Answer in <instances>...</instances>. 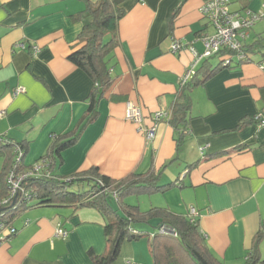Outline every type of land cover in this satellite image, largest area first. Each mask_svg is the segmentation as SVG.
<instances>
[{
    "label": "crops",
    "instance_id": "obj_1",
    "mask_svg": "<svg viewBox=\"0 0 264 264\" xmlns=\"http://www.w3.org/2000/svg\"><path fill=\"white\" fill-rule=\"evenodd\" d=\"M206 1L124 3L109 61L113 83L98 100L96 118L61 152L57 172L68 177L94 166L119 180L153 169L160 183L177 180L179 186L164 192L163 207L185 215L194 208L211 253L223 264H245L259 230L263 236L257 247L264 256V126H238L256 113L264 117V47L250 53V62L224 67L188 91L189 126L179 147L166 117L158 120L150 140L125 118L128 101L140 106L145 126L153 123L155 112L170 111L180 79L193 62L189 49L172 53L170 45L176 40L202 51L198 38L210 32L200 13ZM263 4L230 0L232 10L253 14L264 15ZM84 9L83 0H0V136L26 141L25 166L38 163L51 136L72 130L88 108L92 82L68 59L82 45L83 23L89 20ZM263 23H256L260 30ZM255 26L247 44L262 36ZM32 45L39 47L37 54ZM17 87L24 91L14 94ZM110 193L108 204L116 208ZM13 225L17 232L0 246V264H90L89 249L97 254L108 249L104 218L92 207L36 206L15 217ZM58 226L67 236L55 235ZM134 229L153 233L144 225ZM111 264H153L148 238L125 239Z\"/></svg>",
    "mask_w": 264,
    "mask_h": 264
},
{
    "label": "trees",
    "instance_id": "obj_2",
    "mask_svg": "<svg viewBox=\"0 0 264 264\" xmlns=\"http://www.w3.org/2000/svg\"><path fill=\"white\" fill-rule=\"evenodd\" d=\"M83 1L85 2L83 12L89 17V20L83 23L80 34L82 45L70 53L68 59L81 68L92 82L88 96V108L72 130L51 136L52 141L48 149L38 161V163L46 165L45 169L41 170V174L38 176H30L23 182L25 188L32 190L34 194L32 199L18 200L12 206H5L4 210L0 212L3 214V220L14 226L13 219L15 217L24 210L36 206H71L74 211L80 207H92L99 211L104 218L103 230L108 249L102 254H97L89 249L87 253L90 264H111L116 259L121 243L125 239L135 240L141 237L148 238L153 264H223L211 253L196 217L190 212L188 215L179 214L167 207L158 206L142 211L138 205L125 201L126 197L131 195L164 193L173 186H179L177 180L160 183V173L153 169L144 173L132 172L115 180L100 173L94 166L68 177L58 174L57 168L61 163V152L75 144L86 125L96 118L98 100L108 92L113 83V76L109 72V61L118 44V21L125 14L123 5L127 0ZM177 11H174L173 16L177 14ZM236 11L245 13L246 10ZM256 14L258 17L248 29V33L256 21L264 16L260 13ZM80 17L82 14L78 16V18ZM262 38L264 37L261 36L249 44L244 41L241 59L235 57V51L224 50L214 57L205 58L191 79L180 85L166 117L168 124L177 132L175 138L177 147L183 142L188 132L190 119L188 91L198 84H203L224 67L250 62V53L259 50V46L264 47ZM261 52L263 53L260 62L262 66L264 50ZM224 57H232L234 62L224 66ZM213 58H216L217 62L212 63L211 59ZM249 123H257V121L253 117L251 119L242 118L238 127ZM18 149L23 153L20 162L15 161ZM26 152V141L16 142L1 137L0 201L8 195L7 176L10 170L24 171L30 168L23 164ZM109 192L114 193L116 208H112L108 204L107 195ZM144 224L154 225L155 230L151 236L148 231L134 229ZM164 226L173 228L175 234L163 231L162 227ZM262 236V231L259 230L253 237L252 253L247 257L245 264H264V257L260 255L257 247Z\"/></svg>",
    "mask_w": 264,
    "mask_h": 264
},
{
    "label": "built area",
    "instance_id": "obj_3",
    "mask_svg": "<svg viewBox=\"0 0 264 264\" xmlns=\"http://www.w3.org/2000/svg\"><path fill=\"white\" fill-rule=\"evenodd\" d=\"M264 7V4H263ZM200 13L203 18L206 19L209 27L212 28V32H202L199 36V40L203 45L201 52H197L191 43L185 44L180 41H173L170 45V51L172 53L181 51L185 48L189 49L193 54V62L190 67L186 70L184 75L180 79V85L185 84L191 77L195 74V64L203 58L214 57L219 54L222 50L236 52L237 59L243 57L242 45L248 36V29L252 26L256 18L258 17L256 13H251L245 11L242 13L240 11L230 9V0H207L201 7ZM20 48H25L23 42L17 44ZM33 54L39 52V47L37 45H32ZM232 57H224L223 65L227 66L233 63ZM264 66V62L262 64ZM24 91L23 87H17L14 90V94H18ZM167 117V113L157 111L153 116V123L149 126H145L143 123V114L140 106L134 104L131 101L126 102L125 107V118L134 122L137 125L138 131L142 132L146 140H150L155 136L156 126L159 119L162 117ZM253 118L257 121L259 127L264 126V117L262 113H256ZM1 139V137H0ZM203 150V147H200ZM23 153L18 149V154L16 155L15 161L20 162ZM46 165L43 163H36L28 169L22 172H10L7 177L8 185V195L0 201V212L5 206H11L14 197H17L16 202L19 198L28 200L31 198V190H28L23 186V182L26 178L30 176H38L41 174V170L45 169ZM197 212L194 208H190V214L195 216ZM0 213V246L6 243L10 238L16 233V228L11 224L6 223ZM165 231V228L162 227ZM67 231L61 226H58L55 230V235L60 237L67 236Z\"/></svg>",
    "mask_w": 264,
    "mask_h": 264
},
{
    "label": "rangeland",
    "instance_id": "obj_4",
    "mask_svg": "<svg viewBox=\"0 0 264 264\" xmlns=\"http://www.w3.org/2000/svg\"><path fill=\"white\" fill-rule=\"evenodd\" d=\"M260 21H264V17H262L259 20H257L256 23L257 22H260ZM256 23H255V25H256L255 26V29L257 31H262L263 30V32L260 35H262L264 37V27L262 28V30H260V27H258L259 25L256 24ZM209 28H210V32H212V28L211 27H209ZM261 41L264 42V38H262ZM0 167H1V158H0ZM13 171H15V169L10 170V172H13ZM17 172H19V170L18 171L16 170V172H14V173H17ZM20 172H22V171H20ZM31 195H32L31 198L28 199V200H31L34 194L31 192ZM109 196H110L109 201L112 203V205H115L116 204L115 197L111 193L109 194ZM164 196H165V193H155V194H152V195H131V196L126 197L125 201L127 203H129V204H136V205H138V200L140 198H144V200L143 199H140V201L142 203V206L140 207V210L145 211V210H148V209H150V208H152L154 206L163 207L164 206V204H163L164 203L163 202ZM168 196H170V195H168ZM14 198H16L15 200H17V197H14ZM18 200H22V198H19ZM128 200H129V202H128ZM15 203H16V201L14 202V204ZM14 204L11 203V206L14 205ZM2 209L4 210V208H2ZM144 227L145 228H148L149 230H152V231L155 230L154 225L151 226V225H147V224L145 225L144 224ZM164 228H166V226H164Z\"/></svg>",
    "mask_w": 264,
    "mask_h": 264
},
{
    "label": "water",
    "instance_id": "obj_5",
    "mask_svg": "<svg viewBox=\"0 0 264 264\" xmlns=\"http://www.w3.org/2000/svg\"><path fill=\"white\" fill-rule=\"evenodd\" d=\"M15 199L16 198L13 199L12 204H14V202L16 201ZM165 231L171 234H175L174 229L168 226H166Z\"/></svg>",
    "mask_w": 264,
    "mask_h": 264
}]
</instances>
